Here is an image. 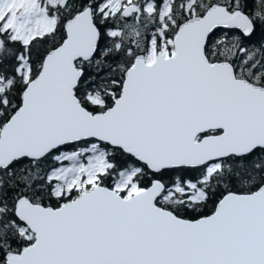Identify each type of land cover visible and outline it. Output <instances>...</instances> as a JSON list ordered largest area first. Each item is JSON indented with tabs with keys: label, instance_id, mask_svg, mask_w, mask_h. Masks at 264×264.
Returning <instances> with one entry per match:
<instances>
[{
	"label": "snow or ice",
	"instance_id": "1",
	"mask_svg": "<svg viewBox=\"0 0 264 264\" xmlns=\"http://www.w3.org/2000/svg\"><path fill=\"white\" fill-rule=\"evenodd\" d=\"M0 264H264V0H0Z\"/></svg>",
	"mask_w": 264,
	"mask_h": 264
}]
</instances>
